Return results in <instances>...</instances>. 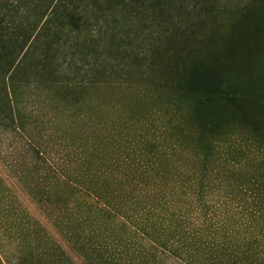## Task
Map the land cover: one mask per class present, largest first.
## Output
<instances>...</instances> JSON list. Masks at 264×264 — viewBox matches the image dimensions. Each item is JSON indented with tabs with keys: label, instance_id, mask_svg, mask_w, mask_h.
<instances>
[{
	"label": "trees",
	"instance_id": "1",
	"mask_svg": "<svg viewBox=\"0 0 264 264\" xmlns=\"http://www.w3.org/2000/svg\"><path fill=\"white\" fill-rule=\"evenodd\" d=\"M104 5L0 0V114L31 149L9 172L38 211L0 197L16 264H264V0L195 46L182 0ZM106 11L158 35L111 62L83 35ZM69 39L96 62L64 66Z\"/></svg>",
	"mask_w": 264,
	"mask_h": 264
},
{
	"label": "rangeland",
	"instance_id": "2",
	"mask_svg": "<svg viewBox=\"0 0 264 264\" xmlns=\"http://www.w3.org/2000/svg\"><path fill=\"white\" fill-rule=\"evenodd\" d=\"M98 1L102 2V6H105L104 1L106 0ZM247 1L248 0H182L185 6H188L189 8L192 6L195 8V12L200 11L201 13V16L195 17L193 24L190 23L191 26L189 28V30L196 31L198 37L196 36L195 38L196 34L192 36L189 32V35H184L189 37L184 39V42L195 46L199 44L197 41L198 39L206 40L212 26L214 27V24L215 26L218 24V27L223 26V22L221 20L223 19V15H226V7L245 5ZM91 10L92 9H90V11ZM104 14L107 16L99 18L98 24L92 25L95 18L90 19V27L87 29L85 28L86 30L84 31L83 35H85V38L87 37V41L85 42H87L86 44L90 43L89 47L98 48L99 46L103 47L106 44L112 45L111 52H113L114 57H111L109 60L111 62H118L116 58L124 59V57L119 54V51L124 52V49H131L132 47H135V49L139 47L144 48L146 46V37L151 39L153 36L158 35L156 32L154 33L152 31L156 28V26L152 25L149 21L147 22L151 25V27H144L142 25V28L144 29L141 33L137 32L138 29L136 26L126 27L125 30L119 32L120 28H118V26H121L122 22L124 21L123 14L119 11L115 15L109 13L108 11H106ZM199 19L204 21L202 26H199L198 24ZM113 25H115V27ZM91 38H93L94 41H92ZM129 41L131 43H129ZM79 47L81 48L80 52L76 50V48L79 49ZM79 47L75 45L72 39H69V42H67L63 47L64 51L62 57L67 54V59H61L65 61L64 66H68V63H70L69 59H72V61L75 59V63H77L79 66H82L83 64L85 67L90 66L92 62H96V59L92 56L95 54L86 53L89 49L87 51L86 49H82V45H79ZM81 56H85L87 59H83ZM86 60L88 61L86 62ZM126 60L131 62L137 61L134 59L131 60V58H126ZM0 93L3 94V91H0ZM30 152V143L25 137V134H23L20 130L10 126L8 121L0 114V197L6 198L10 196L12 190L18 196V204H21L22 202L29 207L30 211L36 214L38 213L36 204L30 201L21 185L16 180L18 170H20L17 169V166L22 162V159L26 158L27 160H30ZM55 156L62 155L60 151H57L55 152ZM10 167L14 168V173L16 176L10 174ZM18 257V241L6 234L0 225V264H16Z\"/></svg>",
	"mask_w": 264,
	"mask_h": 264
}]
</instances>
